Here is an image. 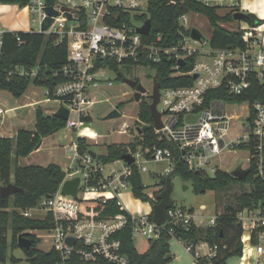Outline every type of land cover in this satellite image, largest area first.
I'll list each match as a JSON object with an SVG mask.
<instances>
[{"label":"built area","instance_id":"obj_1","mask_svg":"<svg viewBox=\"0 0 264 264\" xmlns=\"http://www.w3.org/2000/svg\"><path fill=\"white\" fill-rule=\"evenodd\" d=\"M149 1L54 0L50 5L45 0H29L27 4L41 24L40 30L31 32L55 34L60 39H66L68 62L60 71L55 72V76L61 74L64 79L52 88H46V94L47 100L58 101L61 106L69 109L66 127L75 129L78 136L89 137L81 133V125L84 124L81 116L90 114L98 102L108 100L100 99L98 94L103 83L112 86L109 74L118 72L119 67H152L156 73L157 64L174 60L176 64L173 66V75L192 78L189 85L160 87V100L157 104L163 126L155 131L161 138L174 142L179 154L169 147L138 146L133 150L127 145L125 154L134 158L133 163H127L122 157L106 163L90 151L80 153L78 143L74 141L71 163L58 190L42 198L38 206L21 212L24 216L37 218L52 215L50 227L28 230L27 234L49 241L47 251L55 250L59 253L58 264H130L129 257L122 251L119 236L128 225L131 226L134 241L141 238L150 242L159 238L163 232L177 238L186 251L193 255L195 264H201L197 262L198 258L215 254L216 248H211L207 242L194 243L179 235L180 228L198 225L195 211L190 208L173 205L167 210L165 223L158 224L151 216L152 213L135 214L124 207L119 195L123 190L131 189V165L142 174L148 171L146 164L149 160H167L172 168L177 161H183L192 170L214 173L220 167L212 162L213 158L235 149L239 144L249 146L253 142L262 173L264 101L254 102L253 107L246 102V122L240 126V133H235L231 122L239 116L234 118L227 109L228 103L234 102H228L222 96H214L211 92L225 89L231 95H243L252 89L254 82L263 80L264 32L259 27H239L245 32V47L214 48L204 37L196 40L191 36L193 27L186 25L188 16L199 13L190 11L179 17L180 24L189 29V34L181 31L178 41L173 44H164L160 34L147 40L144 36H149L151 31L144 35L138 32V28L145 22L139 16L147 12ZM199 1L219 10H232L233 13L240 11V0ZM46 6L58 11V15H50ZM47 17H51L52 22L43 30L42 24ZM4 31L0 28V57ZM191 56L195 57L191 68L184 70ZM180 60L184 61L183 65ZM40 74L39 66L15 65L8 72L10 78L35 79ZM12 110L0 107V131H5L4 117ZM71 113L76 114L77 119L72 118ZM189 115L197 116V119L188 121ZM129 128V125H124L119 132L128 134ZM249 155L251 157L250 150ZM76 177L80 178L76 197L62 193L64 182ZM151 198L157 202L154 193ZM111 200H117L127 214L101 217L95 213L94 209L100 204ZM38 211H44V216H37ZM238 218L242 223L243 243H246L245 235H252L257 227L264 226V215L259 211L244 209L238 213ZM215 221L216 216L210 218L206 225H214ZM69 238L74 239L72 244L68 242ZM258 238L264 240V232L259 233ZM256 251L259 255L263 254L264 246L258 244Z\"/></svg>","mask_w":264,"mask_h":264},{"label":"trees","instance_id":"obj_2","mask_svg":"<svg viewBox=\"0 0 264 264\" xmlns=\"http://www.w3.org/2000/svg\"><path fill=\"white\" fill-rule=\"evenodd\" d=\"M45 1L50 5L54 2V0ZM171 1H149L147 12L139 16L142 21L148 18L151 19V34L144 36V39L148 40L160 34L164 44L175 43L178 41L181 31L189 34V29H185L180 24L179 17L193 11L208 18L213 28L210 38L212 47L239 46L243 48L246 46L243 38L245 35L244 30L240 28L230 30L223 26L224 22L231 20L232 10L220 14L218 8L207 6L199 0ZM28 2L29 0H0L2 4H19L21 7L26 6ZM248 15L249 18L246 20L250 26L258 27L261 20L252 13H248ZM189 60V63L187 62L183 67L184 70L191 68L195 57L191 56ZM67 62L68 49L65 38L60 39L55 34L46 35L41 32L5 30L2 36L0 57V92L5 90L15 98H20L27 91L31 82L46 88H52L64 79L61 74L55 76V72L60 71ZM175 64L176 61L170 60L155 66L154 78L162 88L192 83L190 76L173 75ZM15 65L39 66L41 74L35 79L26 77L10 78L8 72ZM211 94L222 96L228 102L243 103L248 101L253 107L254 102L264 101V78L254 82L252 89L243 95H231L225 89L214 90ZM150 102L151 100L142 99L139 103L138 115L142 121L140 126L147 125V127L141 131L137 127L134 128V131L138 134L135 141L128 144H108L106 153L97 155L99 160L107 163L122 157L126 152L127 145H130L133 150H136L138 146L143 148L169 147L174 153L179 154L178 146L174 142L161 138L155 131ZM81 120L89 122L91 120L90 114L81 116ZM66 124L67 120L60 118L55 113L47 115L42 108H37L34 129L20 128L14 137L0 135V188L9 183H14L22 188L14 195L1 196L0 194V264H7L8 258L13 264L18 262L19 259L16 256L13 254L9 256V251L17 248L24 251L29 264H58L60 260L57 251L40 249L38 243L41 240L33 234H27L28 230L50 227L52 225V215L48 214L44 218H37L24 216L21 212L38 206L42 198L56 192L65 177V171L59 165L53 163L46 166L39 164L21 166L17 160L19 157L31 154L40 147L44 137L56 133L66 127ZM77 143L80 153L90 151V144L86 138L78 137ZM236 148L249 149L251 153L245 178L235 177L231 172L221 168H217L213 175H210L207 172L190 169L183 161H177L168 175L171 181L175 176L190 181L197 193L207 190L220 193L235 186L250 187L249 191H242L240 194L235 195V203L226 204L223 211H217L214 225L192 224L188 228L179 229V235L184 240L194 243L205 241L211 248H216L213 256H203L197 259V262L201 264H228L231 257H241L243 228L238 213L244 209H249L259 211L260 214L264 215V163L261 173L253 142L249 146L239 144ZM131 167L132 173L129 181L134 197L155 204L156 201L145 191L146 186L143 183L142 174L134 165H131ZM159 177L160 181L157 185L161 186V189L154 192L155 197L166 184L167 176ZM94 210L101 217L127 214V211L118 204L117 200L100 204ZM190 210L194 211V208H190ZM151 216H153V213ZM262 232H264V226H259L252 232V243H258V234ZM19 234H24L30 238V247L19 246ZM119 236L122 240V251L129 257L130 264H167L172 259V256L167 257L168 254H171L169 243L171 236L166 232H163L159 238L151 240L149 248L143 252L138 251L135 246L130 225L123 229Z\"/></svg>","mask_w":264,"mask_h":264},{"label":"rangeland","instance_id":"obj_3","mask_svg":"<svg viewBox=\"0 0 264 264\" xmlns=\"http://www.w3.org/2000/svg\"><path fill=\"white\" fill-rule=\"evenodd\" d=\"M6 7L0 12V28L9 31H30L40 30L41 24L37 15H33L29 5L20 7L19 4H7ZM241 11L254 14L259 20H261L259 29L264 32V0H241L239 7ZM226 9H221L220 14H225ZM35 18V19H34ZM189 21L187 26L196 27L201 30L203 37L207 42L210 41L212 35V26L208 18L203 14H189ZM223 26L230 30H236L241 28H248L250 24L247 20H237L231 15L229 22H224ZM113 81L112 86L102 84L98 97L105 99L98 102L90 110L91 120L86 122V125H81V130L95 129L99 134H102L101 138L87 139L90 144L89 150L95 152L97 155L105 154L107 145L110 143H130L134 137L138 134L134 131V127H141V120L139 119L140 102L132 100L135 89L122 81L123 77L138 79L140 83L148 90L147 95L142 96V99L150 101L149 94L152 92L154 86L155 70L152 67H119L118 72L109 74ZM121 76L120 78H118ZM46 87L36 85L33 82L30 83L25 95L17 100V104L29 101L32 99H39L42 102L39 105L32 107H24L15 111L16 117L7 120L10 112L6 113L4 117L5 131H0V135H5L8 126L10 129H16L17 127H24L27 129H33L35 126V109L41 107L43 110L58 108L60 106L58 101L47 99ZM144 97V98H143ZM15 97L8 91L0 92V107L7 108L8 105L15 103ZM162 105H159L161 108ZM118 108L121 112V116L118 118L106 119L105 116L113 109ZM228 112L234 116H239L232 120V128L235 133H240V126L246 122V115L248 113V104L243 103H228ZM71 117L77 119L76 114L71 113ZM124 125H129L128 134H121L119 131ZM91 127V128H90ZM94 131V130H93ZM76 138V130L64 127L54 134H51L42 140V144L38 150H34L28 156L19 157L21 163H41L46 164L49 162L60 163L63 169L71 163V156L73 155L72 145ZM221 169L228 172H232L235 169H246L249 165V150L242 148L230 149L225 151L219 157H215L212 160ZM148 171L142 172V180L146 186L145 191L149 196H153V193L159 191L161 186L157 185L160 181V177H166L172 171V166L167 160H149L146 164ZM210 175H213L212 171H209ZM173 192L171 195L173 205L183 208H194L196 222L198 225H206L208 220L215 217L217 211L224 210L226 204L235 203V195L240 194L242 191H249L250 187L235 186L227 191L216 192L213 190H207L205 192H195L193 185L190 181H185L179 176H175L172 179ZM218 196V204H217ZM124 207L131 213L135 214H150L153 211V205L151 201H142L134 197L131 189L123 190L119 195ZM204 205V206H202ZM37 216L43 217L44 211H38ZM41 233V232H39ZM9 233V237H10ZM41 240V239H40ZM150 242L141 238L135 240V246L138 251H145L149 248ZM170 252L179 259L173 257V264H184L189 258L193 257L186 251L183 243L175 237H171ZM49 241L41 240L38 243V247L47 251L49 249ZM13 254L19 261L14 264H29L24 251L21 248H17L9 251V256ZM7 264H13L8 258ZM228 264H238V260L235 257H231L228 260Z\"/></svg>","mask_w":264,"mask_h":264},{"label":"water","instance_id":"obj_4","mask_svg":"<svg viewBox=\"0 0 264 264\" xmlns=\"http://www.w3.org/2000/svg\"><path fill=\"white\" fill-rule=\"evenodd\" d=\"M46 11L50 15H58V11L54 10L51 6H46L45 7ZM233 18L237 20H246L249 18L248 13L244 11H236L233 13ZM52 22L51 17H47L42 24V29L46 30ZM151 31V19L148 18L145 20L144 24L138 28V32L144 35H148ZM191 36L196 39V40H201L203 37V34L200 29L193 27L191 29ZM180 64L183 65L184 61L180 60ZM196 76H194L195 78ZM122 81L126 84H128L130 87L134 88L135 94L132 98V100H135L137 102H140L142 100V96L147 95L148 90L143 86L142 83H140L138 80H134L131 78L123 77ZM160 84L157 82V80L154 78V86L152 89V92L148 95L149 98L151 99L150 102V111H151V116L153 119V126L155 129H160L163 124L161 121V113L159 112L157 108V104L160 100ZM57 116L60 118H63L67 120L69 118L70 111L67 107L65 106H60L58 110L55 113ZM122 114L119 111L118 108L113 109L111 112H109L105 118H118ZM197 119V116H191L189 115L187 117L188 121H195ZM147 125H144L143 127H137L139 131H141L143 128H146ZM90 153L93 156H96V153L90 150ZM122 158L129 164L133 163L134 158L130 154H123ZM232 175L238 178H245L247 171L246 169H235L232 172ZM80 183V178L76 177L73 179L66 180L62 186L61 192L64 194H70L74 197H76L77 192H78V187ZM173 184L171 181L170 176H167L166 178V184L165 187L158 193L157 195V202L153 205V217L154 220L158 224H163L165 223L167 219V210L173 206V201L171 198L172 192H173ZM22 188L16 186L14 183H9L7 185H4L0 188V194L1 196H9V195H14L15 193L21 191ZM68 242L72 244L74 242L73 238H69ZM18 244L20 247L28 248L31 245V240L29 237H27L24 234H19L18 235ZM171 254H168L167 257H170Z\"/></svg>","mask_w":264,"mask_h":264},{"label":"crops","instance_id":"obj_5","mask_svg":"<svg viewBox=\"0 0 264 264\" xmlns=\"http://www.w3.org/2000/svg\"><path fill=\"white\" fill-rule=\"evenodd\" d=\"M240 3H241V0H240ZM5 5H7V4H2V3H0V12L2 11V9H4L6 6ZM20 6V5H19ZM21 7V6H20ZM2 30H6V29H2ZM263 36H264V33H263ZM26 93V92H25ZM25 93H24V95H25ZM11 94V93H10ZM12 95V94H11ZM24 95H22L20 98H15V103L14 104H12V105H8V109H13L12 111H9L10 112V114L11 115H8V117H7V120H10V116H12V118H14V117H16L17 115H16V113H15V111L16 110H18V109H20V108H24V107H32V106H36V105H39L41 102H42V100H39V99H32V100H29V101H25V102H23V103H20V104H17V100H20ZM46 100V102H49L50 100H47V99H45ZM61 106V105H60ZM59 106V107H60ZM58 107V108H59ZM14 108H15V110H14ZM37 108H41L40 106L39 107H37ZM37 108L35 109V112H36V110H37ZM58 108H51V109H48V110H44V112H45V114H47V115H51V114H53V113H56V111L58 110ZM84 124L86 125V122L84 121ZM20 128H24V127H17L16 129H10V127L8 126V128H7V132H6V134L5 135H2V136H10V137H14L15 135H16V133H17V131H18V129H20ZM91 128V127H90ZM34 129V128H33ZM92 130H94L95 131V133H96V135H98V137H100L101 138V136H102V134H99L95 129H93V128H91ZM32 130V129H31ZM78 137H81V136H78V132L76 131V138H75V141H77V139H78ZM83 137V136H82ZM45 138V137H44ZM135 138V137H134ZM134 140V139H133ZM42 144V143H41ZM41 146V145H40ZM40 148V147H39ZM39 148H37L36 150H38ZM97 155V154H96ZM249 157H250V155H249ZM17 162H18V164L19 165H21V166H23V165H29V164H37V163H25V164H23V163H21L20 162V160L18 159L17 160ZM51 163H53V164H57V165H59L62 169H63V167L61 166V164L60 163H57V162H49V163H46L45 164V166L46 165H49V164H51ZM39 165H44V164H41V163H38ZM68 168V167H67ZM64 170V169H63ZM67 169H65L64 171H66ZM133 194V193H132ZM202 206H204V205H202ZM216 216V215H215ZM247 236L249 237V239H248V241L246 240V243H243V251H242V256L241 257H235V258H237V260H238V264H243L244 262H245V264H264V253L263 254H261V255H259L258 253H257V251H256V246L258 245V244H262L263 246H264V240H259V238H258V243H252V241H251V235H250V233H248L247 234ZM241 240H242V238H241ZM204 251H206V250H204ZM247 251H249L248 253H247ZM141 252H143V251H141ZM188 252V251H187ZM189 253V252H188ZM192 257H193V255L191 254V253H189ZM246 255H247V258L244 260L243 258L244 257H246ZM171 256H172V259H171V261H169L167 264H173L174 262L172 261L173 260V257L175 258V259H179V257L177 258L175 255H173L172 253H171ZM190 256H188V260L186 261V263H184V264H195V260H194V257H193V262H192V258H189Z\"/></svg>","mask_w":264,"mask_h":264},{"label":"bare ground","instance_id":"obj_6","mask_svg":"<svg viewBox=\"0 0 264 264\" xmlns=\"http://www.w3.org/2000/svg\"><path fill=\"white\" fill-rule=\"evenodd\" d=\"M81 133L83 134V135H87V136H89L90 138H95L96 137V133H95V131H93V130H88V131H86V130H81ZM245 239L247 240V235H245ZM249 251H247V253H248ZM247 258V255H246V257H244L243 259L245 260ZM243 264H245V262L243 263Z\"/></svg>","mask_w":264,"mask_h":264}]
</instances>
